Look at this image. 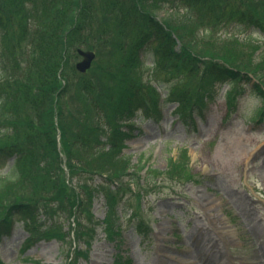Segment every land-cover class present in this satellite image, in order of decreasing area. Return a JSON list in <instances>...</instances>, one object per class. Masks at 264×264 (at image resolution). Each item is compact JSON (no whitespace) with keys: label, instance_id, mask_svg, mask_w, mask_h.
<instances>
[{"label":"rangeland","instance_id":"1","mask_svg":"<svg viewBox=\"0 0 264 264\" xmlns=\"http://www.w3.org/2000/svg\"><path fill=\"white\" fill-rule=\"evenodd\" d=\"M240 1L244 6H258L264 19V0ZM39 11L41 16L42 10ZM168 14L165 10L157 12L159 18ZM214 35V39L193 37L208 42L211 50L232 61L253 63L264 73L263 33L234 35L223 30ZM104 36V48L91 49L97 51V56L88 72H70L68 68L67 75L73 83L64 101L67 115L71 111L76 120L65 118L67 128L74 132L82 129L91 118L93 98H100L110 86L119 93L126 72L135 87L151 96L152 102L157 92L161 94V114L140 108L130 120L135 128L123 150L130 166L121 177L89 172L70 176L66 168L63 177L70 184L68 187L81 182L100 188L93 208L96 231L92 245L81 247L83 255L75 256L71 249L74 235L72 240L42 238L23 252L31 232L18 215L13 234L0 238V264H67L70 260L73 264H118L121 256L125 257L122 261L130 258L133 264H264V118L256 119L257 109L262 106L255 90L258 80L235 85L233 103L226 95L231 88L229 82L224 79L212 84L207 81L211 77L204 76L207 68L197 67L199 64L188 70H160L156 80L149 81L150 70L134 66L122 71L124 53L112 42L126 39L118 35L116 24ZM19 37L11 32L8 42L18 47L24 42L20 43ZM1 46L0 33V49ZM80 60L79 54L73 57L72 68ZM78 77L94 79V88L82 98L76 86ZM32 79L35 82L37 77ZM165 86L174 87L170 101H165L169 93ZM16 88L12 86L14 92ZM183 97L191 104L197 99L204 103L193 110L181 104L179 98ZM23 108L25 119L34 117L31 104L25 101ZM181 108L189 109L190 115L181 117ZM78 119L82 121L77 122ZM6 141L4 138L1 143ZM183 153L188 156L183 159V166L170 170V158H179ZM109 156L98 155L94 164L109 163ZM118 166L112 167L116 170ZM108 191L114 192L120 203V217L115 220L121 224L122 232L117 238L106 233ZM47 206L51 218L43 217L41 221H57L59 229L62 226L68 230L73 220L65 215L69 200L64 199L61 204L49 200Z\"/></svg>","mask_w":264,"mask_h":264},{"label":"trees","instance_id":"2","mask_svg":"<svg viewBox=\"0 0 264 264\" xmlns=\"http://www.w3.org/2000/svg\"><path fill=\"white\" fill-rule=\"evenodd\" d=\"M160 10L169 14L159 19ZM261 15L258 6H244L240 0H0V238L13 234L19 215L31 232L23 252L42 238L72 240L74 235L76 244L71 241V249L75 250V256L83 255L81 247L92 245L96 231L93 208L100 188L81 182L68 187L70 184L63 177L66 168L70 176L89 172L121 177L130 166L123 150L135 128L130 123L132 117L140 108L161 114V94L157 92L152 102L151 96L135 87L126 72L119 93L110 86L100 98H93L91 118L82 129L74 132L67 128L65 118L76 120L71 111L67 115L64 101L73 83L67 72L68 68L70 72L76 71L72 61L79 48L97 51L104 48L107 44L104 35L116 24L118 35L126 39L112 42L124 53L122 71H130L134 66L150 70L151 81L156 80L160 70L171 72L180 67L188 70L199 64L197 67L207 68L204 76L211 77L207 81L229 82L231 88L226 95L232 103L235 85L258 80L255 90L262 106L257 109L256 119H262L264 73L253 63L232 61L211 50L208 42L193 37L214 39V34L223 30L234 35L264 34ZM11 32L20 36V43L24 40L18 47L8 42ZM21 68L22 73L16 78ZM78 79L76 86L82 98L94 88V79ZM13 85L17 86L16 92ZM166 88L169 93L165 101H170L175 90L172 86ZM251 92L256 93L252 88ZM197 100L191 104L185 97L179 98L183 106L193 110L204 103ZM25 101L34 109L33 118L25 119L22 109ZM188 110L181 108L180 115L187 117ZM4 138L7 141L1 143ZM102 154H110V162L95 165V158ZM187 157L183 153L179 158H170V170H179ZM113 165L119 166L114 170ZM105 196L110 207L105 217L109 225L106 233L117 238L122 232L121 224L115 220L120 217L117 208L120 203L114 192L108 191ZM64 199L70 202L65 215L73 219L69 229L62 226L59 229L57 221L42 222L43 217L51 218L47 201L61 204ZM124 258L121 256L118 264H133L130 258L122 261ZM71 261L67 264H73Z\"/></svg>","mask_w":264,"mask_h":264},{"label":"water","instance_id":"3","mask_svg":"<svg viewBox=\"0 0 264 264\" xmlns=\"http://www.w3.org/2000/svg\"><path fill=\"white\" fill-rule=\"evenodd\" d=\"M79 52L83 55V59L77 64V67L79 70L85 72L91 67L96 54L94 51L83 49H79Z\"/></svg>","mask_w":264,"mask_h":264}]
</instances>
